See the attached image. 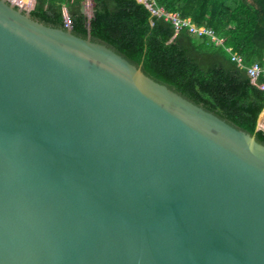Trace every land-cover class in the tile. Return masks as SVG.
Masks as SVG:
<instances>
[{
	"label": "water",
	"instance_id": "1",
	"mask_svg": "<svg viewBox=\"0 0 264 264\" xmlns=\"http://www.w3.org/2000/svg\"><path fill=\"white\" fill-rule=\"evenodd\" d=\"M0 264H264V144L0 0Z\"/></svg>",
	"mask_w": 264,
	"mask_h": 264
},
{
	"label": "trees",
	"instance_id": "2",
	"mask_svg": "<svg viewBox=\"0 0 264 264\" xmlns=\"http://www.w3.org/2000/svg\"><path fill=\"white\" fill-rule=\"evenodd\" d=\"M166 13L178 14L222 39L198 36L187 27L154 15L138 0H36L30 15L48 26L65 28L63 8L73 34L114 49L155 81L203 107L234 127L255 136L264 111V78L255 83L246 68L232 61L238 54L249 67L264 63V0H155Z\"/></svg>",
	"mask_w": 264,
	"mask_h": 264
},
{
	"label": "built area",
	"instance_id": "3",
	"mask_svg": "<svg viewBox=\"0 0 264 264\" xmlns=\"http://www.w3.org/2000/svg\"><path fill=\"white\" fill-rule=\"evenodd\" d=\"M6 1L13 4L15 7L29 11L33 10L36 3V0H6ZM138 1L145 4L146 7L149 10H151V12L154 15H157L159 17L164 16L166 20L172 21L177 32L181 28L187 27L189 29V32L192 34H196L198 36H203V35L209 36L216 45H221L223 43L222 39L217 37L212 29L206 27H198L190 20H182L181 18H179L178 14L170 15L166 13L163 8L156 6L155 0H138ZM64 22H65V28H72V21L68 16L67 12L65 11H64ZM227 51L231 54L232 61L236 62L240 68L247 69L248 75L252 78L253 83H255L260 77L264 78V63L263 64L255 63L249 67H246L243 64L242 57H240L236 53H233L231 48H227ZM262 88L264 89V85L262 86Z\"/></svg>",
	"mask_w": 264,
	"mask_h": 264
},
{
	"label": "rangeland",
	"instance_id": "4",
	"mask_svg": "<svg viewBox=\"0 0 264 264\" xmlns=\"http://www.w3.org/2000/svg\"><path fill=\"white\" fill-rule=\"evenodd\" d=\"M88 4H86L85 5V7H84V11H85V13L87 14V15H90L91 14V12H92V9H89L88 8V6H87ZM261 124L262 125H264V112H263V114H262V116H261ZM264 127V126H263Z\"/></svg>",
	"mask_w": 264,
	"mask_h": 264
},
{
	"label": "crops",
	"instance_id": "5",
	"mask_svg": "<svg viewBox=\"0 0 264 264\" xmlns=\"http://www.w3.org/2000/svg\"><path fill=\"white\" fill-rule=\"evenodd\" d=\"M86 4L89 5V6L87 5L89 9H92V8H91V2H90V0H87V3H86ZM64 11L67 12V11H66V7L63 8V13H64Z\"/></svg>",
	"mask_w": 264,
	"mask_h": 264
}]
</instances>
